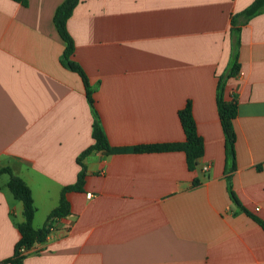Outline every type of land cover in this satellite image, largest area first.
Returning a JSON list of instances; mask_svg holds the SVG:
<instances>
[{"label": "crops", "instance_id": "crops-1", "mask_svg": "<svg viewBox=\"0 0 264 264\" xmlns=\"http://www.w3.org/2000/svg\"><path fill=\"white\" fill-rule=\"evenodd\" d=\"M64 1L0 0V167L31 188L36 229L95 142L84 82L62 62L54 18ZM254 1L80 0L67 23L73 59L95 89L112 151L84 159L83 191L66 195L71 214L24 264H264V229L229 193L231 184L264 221V9L237 19L240 73L224 90L238 101L232 172L217 105L233 62V16ZM188 101L205 143L195 170L181 151H133L183 142ZM23 220L22 202L0 186V264L13 256Z\"/></svg>", "mask_w": 264, "mask_h": 264}, {"label": "trees", "instance_id": "trees-1", "mask_svg": "<svg viewBox=\"0 0 264 264\" xmlns=\"http://www.w3.org/2000/svg\"><path fill=\"white\" fill-rule=\"evenodd\" d=\"M14 1L20 2L23 5H27V0ZM79 2L80 0H65L57 8L54 21L59 34L66 43L62 62L67 68L78 73L84 82L87 93V99L95 116V121L93 124V139L95 140V142L92 146L84 150L77 158V162L81 166L77 182L75 184L63 188L59 205L49 214L45 225L39 229H36L33 226V221L36 214V207L34 204L31 188L21 177L15 175L10 167H0V176L3 174L9 175L7 187L13 194L14 198L22 202L24 216V220L17 225L21 237L15 245L14 254L12 257L1 262V264H24V259L26 258L30 250L36 244H43L47 241L49 234L55 227V223L59 219L71 214V205L66 197L67 193L72 191H83L85 178L87 176V168L83 162L84 159L90 154H92L94 151H112V147L108 141V138L105 134V131L103 130V127L98 117L94 99L95 89L90 84V81L84 69L79 63H77L73 59L75 54V41L68 31L67 23ZM263 9L264 0H255L245 10H243L236 16H233V62L228 72L224 76L220 77L218 83L217 105L221 125L225 134L227 154L231 161L229 172H232L236 169L235 144L237 140V135L234 127V120L238 115V101L236 99H233L231 101L225 100L224 90L226 80L230 77H235L240 73V65L238 63L237 56V45L239 43V33L241 30L240 26H237V19L244 18L245 20H248L253 16L259 14ZM179 119L186 137L183 142H168L140 145L134 147L133 151L135 153L181 151L184 152L186 155L189 170H195L198 166L199 159L203 157L205 153V143L204 139L198 132L197 123L193 114V104L191 101H188L186 106L179 111ZM199 184L200 181L198 179H195L194 186H197ZM229 193L233 202L239 207V209H241L247 215L251 216L264 229V221L261 218L252 215L241 204L236 194L234 193L231 184L229 185Z\"/></svg>", "mask_w": 264, "mask_h": 264}, {"label": "rangeland", "instance_id": "rangeland-1", "mask_svg": "<svg viewBox=\"0 0 264 264\" xmlns=\"http://www.w3.org/2000/svg\"><path fill=\"white\" fill-rule=\"evenodd\" d=\"M9 180V175L5 174L2 179H0V186L2 187V189L11 196L12 199H14L13 194L11 193V191L9 190V188L6 186L4 187L3 185L5 184L6 181Z\"/></svg>", "mask_w": 264, "mask_h": 264}, {"label": "built area", "instance_id": "built-area-1", "mask_svg": "<svg viewBox=\"0 0 264 264\" xmlns=\"http://www.w3.org/2000/svg\"><path fill=\"white\" fill-rule=\"evenodd\" d=\"M209 169H210V165H205V166L203 167V171H204V172L208 171ZM87 197H88L89 199H91V198L93 197V194H92V193H88V194H87Z\"/></svg>", "mask_w": 264, "mask_h": 264}]
</instances>
